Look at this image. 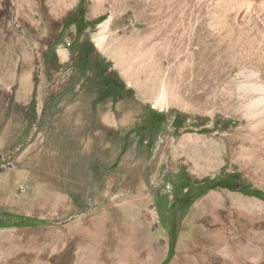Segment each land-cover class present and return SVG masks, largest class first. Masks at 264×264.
Here are the masks:
<instances>
[{
	"label": "rangeland",
	"instance_id": "1",
	"mask_svg": "<svg viewBox=\"0 0 264 264\" xmlns=\"http://www.w3.org/2000/svg\"><path fill=\"white\" fill-rule=\"evenodd\" d=\"M0 218V264H264V0H0Z\"/></svg>",
	"mask_w": 264,
	"mask_h": 264
},
{
	"label": "trees",
	"instance_id": "2",
	"mask_svg": "<svg viewBox=\"0 0 264 264\" xmlns=\"http://www.w3.org/2000/svg\"><path fill=\"white\" fill-rule=\"evenodd\" d=\"M80 15H81V13H80ZM76 18H77L76 16L72 17V19L70 20V22L76 21L75 20ZM102 86H104L105 88H101V90L99 92V94H100L99 97L101 99H104L105 97H108V96H112L113 98H115V93L116 92H112L113 91L112 89H114L115 86L111 85V82L109 80L104 79L102 81ZM18 219L19 220H23L24 219L23 221L20 222V224H35V222H29L30 221L29 218H24V217H20L19 216ZM0 224H2V218H0Z\"/></svg>",
	"mask_w": 264,
	"mask_h": 264
},
{
	"label": "bare ground",
	"instance_id": "3",
	"mask_svg": "<svg viewBox=\"0 0 264 264\" xmlns=\"http://www.w3.org/2000/svg\"><path fill=\"white\" fill-rule=\"evenodd\" d=\"M182 248V247H181ZM180 249V248H179ZM188 249V248H187ZM192 251H193V249H191ZM180 251L183 253V255H181V254H179V255H177L178 257L176 258V260L175 261H173V264H195V262H193L194 260H190L189 259V252L188 251H190V250H188L187 252L189 253V254H187V252H183V251H185V250H183L182 251V249H180ZM178 253H179V251H178ZM190 255H192V253L190 254ZM161 257V256H160ZM195 257V256H194ZM191 259H192V257H190ZM195 259V258H194ZM158 261H159V259H157L155 262H154V264H158ZM196 264H197V262H196Z\"/></svg>",
	"mask_w": 264,
	"mask_h": 264
}]
</instances>
